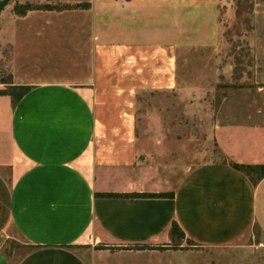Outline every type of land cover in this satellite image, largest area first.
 <instances>
[{
    "label": "crops",
    "instance_id": "1",
    "mask_svg": "<svg viewBox=\"0 0 264 264\" xmlns=\"http://www.w3.org/2000/svg\"><path fill=\"white\" fill-rule=\"evenodd\" d=\"M57 1L71 7L55 13L56 22L32 19L52 10H30L27 22L12 21L13 45L25 36L44 45L62 39L67 56L91 58L83 70L45 69V77L32 81L9 71V85L28 90L14 104L0 95V239L14 232L27 251L13 263L0 250V264H99L111 251H132L126 247L161 248L169 256L187 243L228 245L254 227L264 236V177L254 185L228 163L135 159L133 94L182 92L174 56L192 49L190 37L182 42L181 20L198 1ZM98 56H113L123 68L101 69ZM139 59L157 62L148 77L133 67ZM100 193L173 197L95 196ZM174 223L182 233L178 245L170 235Z\"/></svg>",
    "mask_w": 264,
    "mask_h": 264
},
{
    "label": "rangeland",
    "instance_id": "2",
    "mask_svg": "<svg viewBox=\"0 0 264 264\" xmlns=\"http://www.w3.org/2000/svg\"><path fill=\"white\" fill-rule=\"evenodd\" d=\"M2 1L0 91L5 90L3 84L9 82L12 68L19 81H32L45 77V69L71 73L88 67L91 57L67 56L62 39L50 45L38 39L29 41L26 36L17 37L13 45L11 39L12 21H28V16L14 14L15 7L52 8L55 12L47 18L45 12L38 11L32 19L56 22L54 14L71 6L57 0ZM197 1L191 17L182 14L181 20L182 42L190 37L192 49L186 53L181 49L180 56H174L182 92L148 89L133 94L138 138L135 159L152 165L236 164L255 178L258 170L254 167L264 165V0H214L213 11L212 0ZM203 45L208 47L194 48ZM98 59L101 69L123 68L113 56ZM156 66L154 59L133 61V67L141 69L139 74L147 77ZM10 233L9 238L0 239V250L15 263L27 246ZM180 239L176 235L173 244L178 245ZM177 249L169 256L162 255L161 248L157 253L115 250L99 264H264V236L257 227L225 246L193 247L187 243Z\"/></svg>",
    "mask_w": 264,
    "mask_h": 264
},
{
    "label": "trees",
    "instance_id": "3",
    "mask_svg": "<svg viewBox=\"0 0 264 264\" xmlns=\"http://www.w3.org/2000/svg\"><path fill=\"white\" fill-rule=\"evenodd\" d=\"M4 2L0 0V12L4 6ZM19 7H15L13 12L17 16H23L25 12L30 11V10H54L49 7H43L41 8H31L29 6H24L21 8V10H18ZM10 82H5L6 88L3 91H0V95H6L10 98L11 104H14L27 90L28 88L25 86H12L9 85ZM233 168L236 170L241 171L249 180L252 184L256 185L263 177H264V165L263 166H256L257 173L255 178H250L249 174H245L243 172V168L239 165L232 164L231 165ZM95 196L100 197V198H172L173 194L172 193H157V194H151V193H125V194H117V193H100V194H95ZM170 235L172 239L175 238L176 235L181 236L182 233L180 232L178 226L174 223L171 227L170 230ZM29 249V247H28ZM102 249V248H101ZM126 250H152V249H158V248H150V247H139V246H134V247H126L123 248Z\"/></svg>",
    "mask_w": 264,
    "mask_h": 264
}]
</instances>
